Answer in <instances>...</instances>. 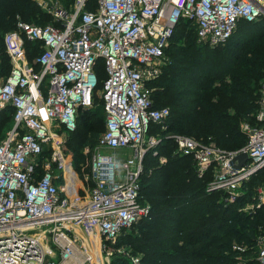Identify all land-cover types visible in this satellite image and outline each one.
Wrapping results in <instances>:
<instances>
[{"label":"built area","instance_id":"built-area-1","mask_svg":"<svg viewBox=\"0 0 264 264\" xmlns=\"http://www.w3.org/2000/svg\"><path fill=\"white\" fill-rule=\"evenodd\" d=\"M86 1L56 7V23L18 15L4 35L12 68L0 82V110L11 105L14 121L0 138V264H104L103 250L110 252L124 230L151 216L140 180L146 153L158 155L163 136L148 133L152 123L164 126L170 108L154 104L148 81L159 75L157 62L179 21L193 20L199 42L215 46L241 18H264V0H98L95 9H86ZM32 46L37 70L28 59ZM98 59L107 75L97 90ZM95 92L103 98L106 127L86 147L89 171L82 176L69 162L66 139L79 111L95 105ZM255 116L245 123L248 141L238 149L175 135L178 151L194 157L200 177L213 170L207 190L229 201L264 168V84ZM129 147L133 157H118L116 150ZM242 152L248 160L237 167L233 160L238 163ZM262 203L264 184L243 209L253 212ZM256 259L264 264V233Z\"/></svg>","mask_w":264,"mask_h":264},{"label":"trees","instance_id":"trees-1","mask_svg":"<svg viewBox=\"0 0 264 264\" xmlns=\"http://www.w3.org/2000/svg\"><path fill=\"white\" fill-rule=\"evenodd\" d=\"M97 5L98 0L86 1V9ZM17 14L29 22L37 18L38 24L56 23L34 0H0V74L4 75L12 68L4 35L16 27ZM237 29L241 35L236 40L212 46L199 42L193 20L179 21L166 49L169 60L161 73L148 81L154 104L168 106L170 115L165 132L163 124L152 123L148 133L161 132L163 136L156 147L159 154L154 155L153 150L146 153L140 180L141 200L151 205V216L139 220L131 231L124 230L125 243L140 257L116 255L112 264H258L257 238L264 233V203L253 212L243 207L264 184V168L242 186L240 196L229 201L221 191L207 190L213 170L200 177L194 157L181 154L174 139L166 136L169 132L185 134L229 150L247 143L241 123H254L260 107L264 18H241L228 40ZM95 69L98 90L107 75L103 59H98ZM13 114L11 105L0 110V131L10 121L13 124ZM104 118L103 98L95 92V105L79 111L77 127L66 139L77 167L85 159L84 146H94L98 140ZM160 157L166 161L161 162ZM234 244L246 249H235Z\"/></svg>","mask_w":264,"mask_h":264},{"label":"rangeland","instance_id":"rangeland-1","mask_svg":"<svg viewBox=\"0 0 264 264\" xmlns=\"http://www.w3.org/2000/svg\"><path fill=\"white\" fill-rule=\"evenodd\" d=\"M34 1L37 3V5L41 9V11H43V12H45L48 15L53 16V17H54V10H55L56 7H66L68 9H70V8H72L74 6V4L76 2V0H70V1L69 0H34ZM18 15L21 16L20 14H17L16 15L17 18H18ZM35 20H37V18H32V22L33 23H38L39 22V21L36 22ZM193 24L194 23H192L191 27L193 26ZM240 27H243V25H241ZM240 35H241V29H237L236 33H234L233 38L228 40L227 42H225L223 44L227 45L231 40H236ZM27 54H28V59H29L30 63L33 64L34 68L37 70V67L34 64V55H35L34 49L29 48ZM168 60H169V56L166 53L165 58L163 60H160V61L157 62V65L159 67V71L161 69H163L162 68L163 65ZM160 73H161V71H160ZM6 76L7 75H4L3 73L0 74V82L4 81L6 79ZM263 84H264V79L261 80V93H262V89H263ZM245 123H251V122L247 121V120H244L241 123V128H242L243 132L246 134V136L248 137V132H247V130L245 128ZM12 126H13V124L11 123V121H10V123L5 124L3 130L0 131L1 132L0 134L2 135V137H4L10 131ZM105 127H106V118H104L102 132L105 130ZM166 128H167L166 122H164V126L162 127V130L165 132ZM158 133L160 135H162L161 132H158ZM178 134L179 133L169 132V134L166 135V136L172 137L174 139L177 149H178V146H177V143H176V140H175V135H178ZM181 135H185V134H181ZM87 146H89V144H86L84 146V148H83V154L85 155V159L80 163V167H77V164H76L75 160L72 159L74 154L71 153V148H70L71 146L69 144L66 145V150H67V154H68L67 157H68V159H70L69 162L75 167V169L82 176L87 174L88 171H89L90 152L86 151V147ZM107 152L114 153V150H107ZM116 152H117L118 157L129 158V157H133V155H134V150L132 148H130V147L129 148H119L118 150H116ZM131 229L132 228H130L128 230L131 231ZM126 232L123 231L113 242H111V246H112V249L110 250L111 253L109 252V250H105V249L103 250L102 256L105 259L104 264L107 262V260H110L111 264H112V259L116 255H130V254H132L133 256H136L137 258L140 257V254H136V252L132 251L131 246L128 245L127 243H125V235H126L125 233Z\"/></svg>","mask_w":264,"mask_h":264},{"label":"water","instance_id":"water-1","mask_svg":"<svg viewBox=\"0 0 264 264\" xmlns=\"http://www.w3.org/2000/svg\"><path fill=\"white\" fill-rule=\"evenodd\" d=\"M236 159L238 160V163H235V160H233V163L235 166L240 167L248 160V154L246 152H242L236 157Z\"/></svg>","mask_w":264,"mask_h":264}]
</instances>
